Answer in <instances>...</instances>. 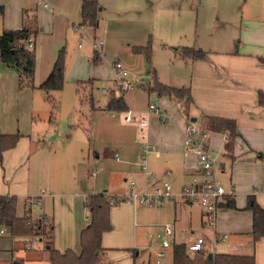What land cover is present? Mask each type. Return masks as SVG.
Returning <instances> with one entry per match:
<instances>
[{"label":"crops","instance_id":"0c3cea01","mask_svg":"<svg viewBox=\"0 0 264 264\" xmlns=\"http://www.w3.org/2000/svg\"><path fill=\"white\" fill-rule=\"evenodd\" d=\"M96 1L98 22L90 26L82 25L83 0H0L5 6L0 33L25 23L37 28L34 88L20 89L17 68L0 59V134H21L14 147L0 152V194L17 198L20 217L35 220L44 215L53 224V247L61 252L71 247L78 253L81 232L90 221L87 196L100 192L109 198L116 195L118 200L110 212L111 228L102 236L103 264H173V245L188 247L199 237L205 238L204 250L213 256L253 255L255 264H264V237L255 239L252 235L253 213L247 208L250 194L264 206V106L258 101V91L264 90V63L259 59L264 55V9L257 6L238 21L240 5L236 0H214L206 9H214L223 22L206 27V9L192 19L191 12L200 10L199 0H181L176 24L166 22L163 29L168 42L165 46H174L171 55L184 62L172 82L190 87L189 114L178 100L156 93L159 103L152 104L160 112L150 109L151 103L138 110L128 102L131 114L147 119L145 128L126 120L129 111H109L106 104H95L76 122V131L56 133L59 125H54L49 100L39 85L49 76L58 51L65 48V38L74 35L73 31L80 38L91 33L95 36L92 44L104 41L99 50L105 54L114 51L117 44L129 49L144 45L154 30L153 8L171 0ZM246 3L249 0L243 5ZM25 9L30 10L26 22ZM97 33L104 38H98ZM195 49L205 55H184L186 50ZM36 89L41 92H33ZM151 94L147 92L148 99ZM209 116L236 119L238 136L231 152L225 146L226 132L207 128ZM190 123L198 127L197 140L206 142L218 156L217 178L220 183L227 182V196H233L237 206L220 207L212 226L205 223L199 203L180 195L184 185L206 179L198 154L186 151L185 130ZM58 142L63 146L56 148ZM71 142L76 144L71 146ZM146 145L154 146V150L145 154ZM130 181L137 182L138 191L168 181L174 196L156 205L134 204L122 198L128 194ZM37 196L40 206L33 205ZM54 203L61 207L54 209ZM167 225L172 227V234L167 235L170 245L164 246ZM197 230L200 235L195 236ZM10 235L14 238L8 248L11 258L0 260V264L14 260L50 264L45 239L14 236L8 227L0 236ZM223 235L227 236L224 241L220 239ZM35 240L41 243L38 248ZM31 250L34 252L26 253ZM18 251L25 253L17 256Z\"/></svg>","mask_w":264,"mask_h":264},{"label":"trees","instance_id":"16d2710c","mask_svg":"<svg viewBox=\"0 0 264 264\" xmlns=\"http://www.w3.org/2000/svg\"><path fill=\"white\" fill-rule=\"evenodd\" d=\"M99 4L96 0H83L81 6L82 25L96 26L98 22ZM30 10H24V20ZM5 6L0 5V16H3ZM37 28L35 25L25 23L23 26L14 29H4L0 33V59L5 64L15 67L18 70L19 88L35 87L36 51L29 45L30 40H35ZM151 40L144 45H134V53H144L148 63H151ZM185 56L193 58L203 57L205 54L201 49L186 50ZM99 51H94V62L100 61ZM264 63V55L259 57ZM66 70V49L62 47L57 55L56 61L49 76L39 85V88L46 92L48 100L52 99V92L59 91L65 83ZM151 79V81H150ZM148 91L155 92L159 96H169L183 104L184 111L189 114L192 102L191 89L188 86H173L159 80L157 70L151 67ZM258 101L264 106V90L258 91ZM91 105H94V98L91 96ZM129 104L125 97L115 96L110 91L105 109L109 111H129ZM207 128L212 131L228 133L226 149L232 151L234 142L238 136L237 121L232 117L209 116ZM21 134H0V152L14 147ZM261 155V154H260ZM262 156V155H261ZM263 157V156H262ZM0 200V225L7 226L14 236L28 237L38 235L46 240L49 250L50 264H103L102 236L110 230V212L112 208L111 198L105 192L95 193L87 196L85 205L90 214V221L87 227L81 232V251L68 248L64 252L53 247V224L45 223V219H30L31 217H20L17 214V198L10 195H1ZM114 203V202H113ZM220 207L236 208L233 196H227ZM247 208L253 213L252 235L255 239L264 237V206L250 194L247 199ZM209 251L203 250L191 257L188 247L182 243L173 245V264H255L253 255H237L230 253H216L208 257ZM11 264H21L14 260Z\"/></svg>","mask_w":264,"mask_h":264},{"label":"rangeland","instance_id":"374dc122","mask_svg":"<svg viewBox=\"0 0 264 264\" xmlns=\"http://www.w3.org/2000/svg\"><path fill=\"white\" fill-rule=\"evenodd\" d=\"M236 1L240 5L239 13L236 12V19L238 21H240L241 15H244L246 12H253L257 9V6L264 9V0H258L256 3H254L253 0H249V3H246L245 5H243L244 0ZM222 2H225V0H222ZM180 3L181 0L180 2L171 0L168 4H163V6L159 5L158 7L153 8L155 17L153 18L152 27L154 28V30H151V34L149 36L152 46V66L156 68L159 80L173 86H175L176 84H173L172 81H174L175 75L178 73L184 62L180 59H175L173 57V54L171 55V53H175L174 46H165V43L168 42H166V34L163 27L166 22H170L172 25L176 24L175 17L178 15L177 10L180 6ZM213 3L214 0H199V4L201 5L200 10L199 12H191L193 16L192 19L196 20L198 14L201 16L206 8L213 6ZM205 12L207 15L206 27L210 25L213 27L214 25L223 22V17L220 14H217L214 9H206ZM73 32L75 34L68 35L67 38H65L64 43L62 44L65 45L66 49V70L64 86L59 91H53L52 99L49 100V105L52 110L53 123L55 126L59 125L58 128L56 127V133H63L64 131L69 129L72 131H76V122L79 121V119H83L82 117L84 114H89V108H91L92 106L91 96H93L94 98V105H103L107 103V98L109 97L110 91L113 95L116 96L118 90L119 96L123 95L125 99L134 106L135 109L140 110L148 108L149 103L158 105L159 99L155 92H151L154 94H151L150 99H148L147 97V92H149L148 85L149 79L151 77L152 66H150V64L148 63V60L144 53H134L131 49L132 47L129 49L127 48V45L117 44L112 49L114 51H108L106 54L102 52V49L97 50L99 51V54L100 51L102 52V54L100 55V61L95 63V49L93 48L92 44L95 36L91 33H86V37L80 38V35H78V33H76L75 31ZM97 37L104 38V36L99 33H97ZM80 43H82V46H80ZM112 56L119 57L124 63L125 67L129 70L130 76L128 77V80L132 82V87L129 90H125L124 86L126 83L123 79L118 80L116 78V71L112 65ZM88 59L91 60V63L88 62ZM90 77L94 79L88 80ZM78 81L85 82H81L78 85ZM33 92H41V90L36 89ZM49 118L51 117L48 116V121ZM70 118H72V122L70 121ZM48 121L46 120V122ZM44 124L46 125V123ZM57 135L59 136L60 134ZM46 139L48 138L46 137ZM75 144V142H71V146H74ZM62 146L63 144H61V142L56 143V148ZM221 184L225 188L227 187L226 181H222ZM53 207L54 209H59L61 206H59L57 203H54ZM88 215L90 220L91 217L89 212ZM42 217V219H45V223H49V220L46 219L44 215H42ZM35 218L37 219L40 217L37 216ZM198 235H200V230H197L195 236ZM28 237L35 238L38 237V235ZM13 239L14 238L11 235L2 237L0 236V260L6 261L11 258V252L10 250H8V248ZM37 242L35 246L36 248L41 245L39 241ZM34 250L28 251L26 253H32L34 252ZM23 253L25 252L18 251L16 255L19 256ZM193 255L194 254H190L189 256L194 257L195 255Z\"/></svg>","mask_w":264,"mask_h":264},{"label":"built area","instance_id":"2783aa9c","mask_svg":"<svg viewBox=\"0 0 264 264\" xmlns=\"http://www.w3.org/2000/svg\"><path fill=\"white\" fill-rule=\"evenodd\" d=\"M104 44L103 40H96L94 42V48L99 50ZM31 47H34V41L31 39L29 42ZM113 68L116 71V78L118 80L125 81V90H129L132 87V82L128 80L130 76L129 70L125 67L124 63L119 57H114L112 61ZM119 96V91L117 90ZM150 109H153L155 112H160L154 104L149 105ZM126 120L138 122L142 128H145L148 125V121L145 117H142L138 114H131V111L128 112ZM198 127L194 123L187 125L185 130V147L186 151H195L199 156V167L203 175L206 177L202 182L194 181L190 184H186L181 189L180 195L186 201L197 202L201 205L203 210V218L207 225H214L216 221V215L220 208L221 203L225 201L226 196L228 195L225 187L219 182L217 178V173L220 168V160L218 156L214 155L208 148L206 142L198 141ZM224 140L228 141V133H224ZM154 150V146L146 145L145 154H148L150 151ZM174 196L172 186L170 182L166 181L161 184L155 185L153 188H147L143 191H138L136 188V182L130 181L128 194L122 198L124 200H129L134 204H145V205H156L160 204L166 199H170ZM0 194V200H1ZM111 202H116L118 197L115 195L111 197ZM34 206H40L41 200L39 196L35 197L33 200ZM42 217V216H41ZM40 217V218H41ZM43 218V217H42ZM7 233V226L0 225V235ZM165 233L162 237V243L164 246H169L170 241L167 235L172 234V227L167 225L165 228ZM226 235L220 237L222 241L226 239ZM205 238L199 237L195 242L188 246V251L197 253L204 250ZM160 256L163 255V252L158 253Z\"/></svg>","mask_w":264,"mask_h":264},{"label":"water","instance_id":"95a60500","mask_svg":"<svg viewBox=\"0 0 264 264\" xmlns=\"http://www.w3.org/2000/svg\"><path fill=\"white\" fill-rule=\"evenodd\" d=\"M208 257H213V253L210 252V253L208 254Z\"/></svg>","mask_w":264,"mask_h":264}]
</instances>
